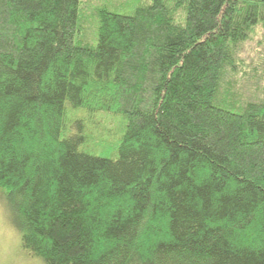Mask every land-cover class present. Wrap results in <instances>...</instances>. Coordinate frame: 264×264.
<instances>
[{
	"label": "trees",
	"instance_id": "16d2710c",
	"mask_svg": "<svg viewBox=\"0 0 264 264\" xmlns=\"http://www.w3.org/2000/svg\"><path fill=\"white\" fill-rule=\"evenodd\" d=\"M113 1L0 0V199L22 248L264 264V0Z\"/></svg>",
	"mask_w": 264,
	"mask_h": 264
},
{
	"label": "rangeland",
	"instance_id": "374dc122",
	"mask_svg": "<svg viewBox=\"0 0 264 264\" xmlns=\"http://www.w3.org/2000/svg\"><path fill=\"white\" fill-rule=\"evenodd\" d=\"M118 1L109 2L107 7L116 13L126 14L135 5L133 1L127 4H122ZM96 129L97 127L94 126L92 131ZM117 130L115 126L109 129L110 132L103 133L106 137V143L116 140ZM0 264H45L40 258L28 254L22 248L20 234L12 225L9 209L2 199H0Z\"/></svg>",
	"mask_w": 264,
	"mask_h": 264
}]
</instances>
